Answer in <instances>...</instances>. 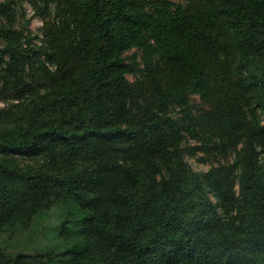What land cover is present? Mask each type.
Listing matches in <instances>:
<instances>
[{"label": "trees", "instance_id": "obj_1", "mask_svg": "<svg viewBox=\"0 0 264 264\" xmlns=\"http://www.w3.org/2000/svg\"><path fill=\"white\" fill-rule=\"evenodd\" d=\"M13 2L0 231L68 199L82 220L70 249L0 264H264V0H30L41 36Z\"/></svg>", "mask_w": 264, "mask_h": 264}, {"label": "rangeland", "instance_id": "obj_2", "mask_svg": "<svg viewBox=\"0 0 264 264\" xmlns=\"http://www.w3.org/2000/svg\"><path fill=\"white\" fill-rule=\"evenodd\" d=\"M12 6L16 24L19 26L24 23L33 35L41 36L44 19L35 14V7L32 6L30 0H14ZM124 62L133 67L134 71L129 73L127 78L134 81L138 76V70L144 67L141 48L135 46L127 50L124 53ZM200 103L199 97L193 95L192 104L198 107ZM4 104L5 102L0 99V106ZM187 159L195 170L206 168L195 158L187 157ZM81 220L82 213L74 200L68 199L62 203L53 202L36 214L30 225L26 227L7 226L1 230L0 246L4 254L9 257L19 254L61 253L78 244V228ZM63 230L65 233H62Z\"/></svg>", "mask_w": 264, "mask_h": 264}]
</instances>
